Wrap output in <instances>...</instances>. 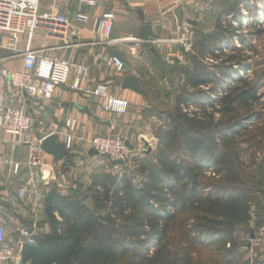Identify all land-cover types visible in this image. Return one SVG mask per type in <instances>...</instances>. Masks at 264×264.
Segmentation results:
<instances>
[{"label": "trees", "instance_id": "obj_1", "mask_svg": "<svg viewBox=\"0 0 264 264\" xmlns=\"http://www.w3.org/2000/svg\"><path fill=\"white\" fill-rule=\"evenodd\" d=\"M228 3L212 31H195L197 50L188 57L191 70L180 68L186 89L176 97L170 127H154L155 153L133 159L138 182L121 169L94 173L85 193L50 189L43 221L49 232L36 231L34 243L21 247L18 264H253L241 251L237 232L249 228L251 235L264 227V163L243 161L241 142L234 138L250 147L264 141V134L257 140L259 131L249 132L246 124L262 114L242 115L259 104L257 82L235 78L237 85L227 91L233 57L202 62L236 34L240 4ZM217 89L223 96L215 104L209 98ZM190 104L200 113L180 108ZM207 168L219 178H205ZM203 253L216 260L209 263Z\"/></svg>", "mask_w": 264, "mask_h": 264}, {"label": "crops", "instance_id": "obj_2", "mask_svg": "<svg viewBox=\"0 0 264 264\" xmlns=\"http://www.w3.org/2000/svg\"><path fill=\"white\" fill-rule=\"evenodd\" d=\"M96 1L97 6L90 10L92 15H100L105 12L115 14L113 39H122L127 35L144 39L142 28L144 25H149L153 33V36L149 37L152 41L150 43L161 48L166 42H155L156 40L173 39L174 34L177 35L180 31V24L187 22L185 20L187 18H194L193 15L189 16L187 12L192 14V10L200 5L201 2L206 5V2L212 0ZM54 7L65 14L70 22H73L77 9L74 0H58V2L42 0V8L44 10L49 8V10H53ZM176 9L181 10L183 22L177 19L174 13ZM71 39V37H66L63 42L65 43ZM93 40L94 37L88 25L76 41L79 43L62 49L58 56L59 58H65L88 66L90 72L89 81L81 89L72 87L73 75H70L67 84L57 87L49 100H36L13 89H9L7 98L13 106L24 107L27 114L32 117L34 139L54 135L57 142L62 144L61 134L68 131L64 124L65 120L71 119L77 122L73 132L75 137L104 136L113 133L121 136L120 138L130 148H134L136 142L144 143L142 141L144 136L137 128L141 121L143 110L147 107L146 91L140 84V80L132 73L126 75H132L137 80L140 91L122 88V80L126 75L115 72L114 74L113 70L108 67L98 68V61L95 55H118L117 51L120 52L122 49L120 45L100 47L94 45L92 43ZM32 45L38 49L44 46V43L35 38L32 40ZM20 47H23V43H21ZM125 47L129 46L125 45ZM154 48L158 50L156 47ZM159 51H157L159 58L156 59L158 61L160 59L163 62H168L167 54L170 57L174 56V48L166 49V53L164 52L165 57ZM149 52L152 56L157 55L154 49L149 48ZM9 53V51L0 52V68L3 67L9 70L21 69V57H8ZM161 74L160 84L162 82L167 83L166 77ZM140 76L142 77V75ZM101 83L107 85L109 95L128 101L129 109L126 114L104 112L102 109L103 101L87 94L86 89L93 90ZM138 137H141V140H138ZM29 151L28 146L12 142L11 138L0 130V226L5 233L4 240L0 243V257L3 259V264H18L20 262L21 247L24 244L32 245L34 243L35 225L39 232H49L48 225L43 223L45 220L44 197L53 187L62 193H67V191L63 192L60 189V184H57L60 176L62 177V173L64 175L66 173H64L65 162L70 158L75 161L78 156L94 157L89 156L88 153L81 152L80 143L75 140L73 149L67 151V157L56 159L53 155L44 152L43 165L35 168L28 165ZM15 164H18L17 170H14ZM23 191L24 194L21 195ZM36 215L38 216L37 222ZM40 223H43L44 226L41 230L38 228ZM250 227H254L253 222H251ZM250 245V249H246V258L250 260V263L264 264V227L256 233L253 240L251 239Z\"/></svg>", "mask_w": 264, "mask_h": 264}, {"label": "rangeland", "instance_id": "obj_3", "mask_svg": "<svg viewBox=\"0 0 264 264\" xmlns=\"http://www.w3.org/2000/svg\"><path fill=\"white\" fill-rule=\"evenodd\" d=\"M235 1L239 2L240 4L239 9L241 14L240 23L233 24V28L236 29V34H233L232 40H228L224 42V44L220 45L221 47H219V49H217V51L215 52V57L212 58L206 55L204 56V58H202V62L207 65H212L215 63H221L228 56L233 57L234 78L230 82L229 79H227V91L231 90L237 85L233 82L235 81V78H240L244 81L247 80L251 82H257L259 104L253 105L249 111L242 113V115L247 118V116L251 115V113L262 114L261 119L255 118V116H250V118L248 117L249 120L246 123L249 124L247 127L249 132L259 131L257 140L262 137V134H264V0H244L243 2L241 0H212L206 2V5L205 3L202 4L201 2L200 5L196 6L195 9L192 10V14L190 12H187L189 16L193 15L194 18L190 17L185 19L187 22L180 24V31L177 33V35L174 34L173 39L161 40L163 43L166 42L165 40L169 41L164 46H161V48L160 46H155L152 43H140L138 42L140 38L131 35H127L126 37L122 38L125 39L124 42L126 43L118 44L120 45V48L122 50L120 52L117 51V54H120L122 61L124 62V70L118 74H134L140 80V84L147 94V107H145L143 110V114L140 118L141 121L137 128L144 136L142 137V141H144V143L142 144L141 142H136L134 148H130L132 157L129 158V163L126 165H116L115 163L110 162L104 156L99 155L98 153L97 156L94 155V157L91 158H89L88 156H78L75 161L73 158H70L65 162V175L62 173V177L60 176V180L57 182V184L61 185L59 187L63 190V192L79 191L80 193H85V190L90 185L91 176L94 175V173L117 174L119 171H121V169L127 170L126 172L130 173L135 178V181L138 182L139 176L136 172L137 166L135 165L133 159L138 156L150 157V155H153L155 153L158 141L154 135V127L163 126L166 129L170 127L168 117L173 110V106L174 109L176 107V97L180 93H182L184 89H186L185 77L180 75V68L182 67L186 70H191V64L188 61V57L193 56L197 50L195 49L194 45L195 31H212L215 28V22L219 16L220 11L222 10V6L224 4H230L228 2ZM49 9L44 10L42 8L41 2L42 11L47 12L49 11ZM33 38H37L44 43V49L46 50L45 53L47 55L49 54L56 57L60 55L59 53L60 51H62V49L72 47L73 45H77L79 43L76 42L77 40L71 39L66 42L67 44H65L58 38L47 36L44 29H37L34 33ZM149 40L150 39L148 38V40L146 41ZM161 41L156 40L155 42ZM150 42L152 41L150 40ZM125 45H128L129 47H125ZM167 46L170 48H168ZM130 47L135 48L134 54H132V52L130 51ZM154 47H156L158 50H155ZM171 47L174 48V56L172 55L170 57L167 54L166 58L169 59L168 62H163V60L160 59L159 61L156 60L157 58H159L157 51L160 50V54L164 55L165 57V50H170L172 49ZM149 48L154 49L155 54L157 55L152 56L149 52ZM159 64L163 67L162 70L160 69ZM112 72L114 73V71ZM161 73L164 75V77H166L167 83L162 82L160 84ZM140 75H142V77ZM201 89L206 88L202 87ZM222 96L223 92L220 93L217 89V91L213 95H211L209 100L216 101L214 103L217 104V101H219L217 99H220ZM203 103L206 104V107L204 109L209 111L210 101L206 100L203 101ZM180 108H182L186 113H200V109L198 108V106L193 107L191 104L188 107L182 105ZM218 117L219 114H214L215 119H217ZM110 136H115L118 138L121 137L113 133H111ZM236 137L234 138V141L238 140V142H241L240 146L244 150L243 161L245 160L246 162H249L250 160L254 159V162L257 163L256 166L259 163H264V141L262 142V145L260 147H257L255 144L254 146L250 147L248 144L244 143L243 140L241 141V139H238ZM140 138L141 137H138V140H141ZM256 169L257 168L254 167L253 170ZM202 174L205 178H219V176H216L210 168L203 170ZM37 221L38 216L36 215V222ZM40 225L41 226L38 227L39 230L44 227L42 223H40ZM248 229L249 228H247V230L238 229L237 232V237L239 238L241 245V251L245 256L247 255L246 249H250L249 246H251L250 234H247ZM35 231H38L36 225ZM254 236H256L255 232ZM151 249L153 250L154 247L152 246ZM203 254L209 263L216 260L213 256H211L209 261V256L213 255V253Z\"/></svg>", "mask_w": 264, "mask_h": 264}, {"label": "built area", "instance_id": "obj_4", "mask_svg": "<svg viewBox=\"0 0 264 264\" xmlns=\"http://www.w3.org/2000/svg\"><path fill=\"white\" fill-rule=\"evenodd\" d=\"M54 1L58 2V0ZM74 1L77 9L73 22H70L67 16L56 7L47 12L42 11V0H0V52L9 51L8 57H21V69L0 68V130L10 137L12 142L29 147V167L38 168L43 165L45 153L40 144L44 137L34 139L33 120L24 107L8 103L9 89L36 100H49L57 87L68 82L70 75H73L72 87L76 89H81L89 81L90 76L87 65L47 55L45 46L34 48L32 40L35 31L44 29L47 36L62 41L66 37L78 40L82 31L89 25L94 37L92 42L94 45L107 47L126 43L125 39L112 37L114 13L92 15L90 10L97 6L96 0ZM138 42L150 43L144 39H139ZM21 43L23 47H20ZM134 49V47L130 49L132 54L135 53ZM95 58L98 61V68L108 67L117 74L124 70V62L118 55L101 56L99 54L95 55ZM86 92L103 101L102 109L106 113L124 115L129 109L128 101L110 96L107 86L103 83L98 84L93 90L86 89ZM76 123L75 120H65L64 124L68 131L61 134V139L66 151H71L74 141L77 140L80 143V151L83 153L94 150L116 165L129 163L132 152L124 140L110 135L75 137L73 132ZM17 168L18 164H15L14 170ZM23 194L24 191L21 195ZM4 237V230L0 226V243ZM2 260L0 257V264Z\"/></svg>", "mask_w": 264, "mask_h": 264}, {"label": "water", "instance_id": "obj_5", "mask_svg": "<svg viewBox=\"0 0 264 264\" xmlns=\"http://www.w3.org/2000/svg\"><path fill=\"white\" fill-rule=\"evenodd\" d=\"M175 15L179 21L182 20V15H181V10L176 9L175 10ZM143 37L145 40H148L149 37L153 36V33L151 31V28L149 25H144L143 28ZM122 88L123 89H132L135 91H140L139 84L137 80L132 76V75H126L123 80H122ZM41 149L49 155H53L56 159H62L64 157L68 156V152L64 149L63 145L59 142H57L56 136L54 135H49L45 137L41 141ZM89 156H94L97 155V152L94 150H90L88 152ZM85 206L90 209L91 211L94 210L90 200L85 201ZM250 238L253 240L255 238L254 232L251 231Z\"/></svg>", "mask_w": 264, "mask_h": 264}, {"label": "bare ground", "instance_id": "obj_6", "mask_svg": "<svg viewBox=\"0 0 264 264\" xmlns=\"http://www.w3.org/2000/svg\"><path fill=\"white\" fill-rule=\"evenodd\" d=\"M128 145V144H127Z\"/></svg>", "mask_w": 264, "mask_h": 264}]
</instances>
